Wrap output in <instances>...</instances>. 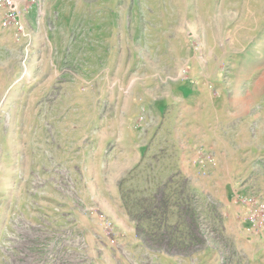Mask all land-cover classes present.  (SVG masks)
Returning <instances> with one entry per match:
<instances>
[{"label": "rangeland", "instance_id": "1", "mask_svg": "<svg viewBox=\"0 0 264 264\" xmlns=\"http://www.w3.org/2000/svg\"><path fill=\"white\" fill-rule=\"evenodd\" d=\"M0 264H264V0L0 4Z\"/></svg>", "mask_w": 264, "mask_h": 264}, {"label": "built area", "instance_id": "2", "mask_svg": "<svg viewBox=\"0 0 264 264\" xmlns=\"http://www.w3.org/2000/svg\"><path fill=\"white\" fill-rule=\"evenodd\" d=\"M5 0H0V4H3Z\"/></svg>", "mask_w": 264, "mask_h": 264}]
</instances>
